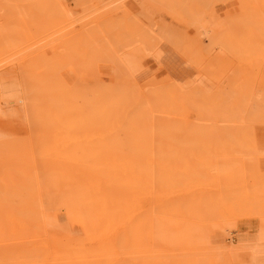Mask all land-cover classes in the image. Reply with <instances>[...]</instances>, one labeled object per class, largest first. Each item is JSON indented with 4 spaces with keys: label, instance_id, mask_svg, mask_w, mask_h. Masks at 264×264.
<instances>
[{
    "label": "rangeland",
    "instance_id": "1",
    "mask_svg": "<svg viewBox=\"0 0 264 264\" xmlns=\"http://www.w3.org/2000/svg\"><path fill=\"white\" fill-rule=\"evenodd\" d=\"M0 1V70L4 76H9L0 83L4 89L0 91V139L6 138L8 142L1 139V153L7 150L4 144L10 146H7L9 154L4 152L7 157L0 153L1 206L3 203L11 206L14 199L11 194L18 192L13 186L27 178L24 169L12 164L14 150L21 145L20 151L24 153L23 145H28L26 141L32 134L29 133L31 128L25 110L27 99H24L22 91L28 69L25 63L30 58L26 52L34 43H40V47H59L56 39L49 38L53 33L50 31L63 26L72 34L74 32L76 38L72 42L77 41L76 49L82 50H79L80 56L82 54L80 60H76V63L80 61L79 74L74 66L64 63V78L75 82L76 77V81L79 78L84 84V80L89 79L86 77L88 71L81 69L94 64L97 75L93 72V76L100 77L105 84H110L112 78L116 82L123 79L118 89L122 87L125 93L130 94L126 105L128 111L135 105L132 96L136 93L142 111L151 116L149 129L153 130V123L163 126L158 129V135L162 136H156L153 144L149 145L152 147L151 156L142 158L145 166L154 168L159 176L165 175L162 161L170 154L176 155L175 162L169 161L170 157L165 161L172 167L167 175L173 185L157 183L151 188L144 185L132 199V204L138 205L137 210L128 209L130 228L137 226L139 217L143 216L154 223L156 235L146 238L141 246L128 244L123 250L117 249L120 250L115 256L118 261L122 260L123 264H264V172L259 167L264 149L258 145L255 134L257 126H264V0H82L81 3L62 0L67 3L64 7L69 14L66 13L65 21L54 28L45 26L48 25V17L43 20L39 16L41 22L38 15L32 14L34 22H28L25 2L15 5ZM93 25L97 27L92 29ZM41 32L47 38L41 36ZM34 34L40 36L35 38ZM118 39L120 42L116 43ZM121 41L127 44L122 45ZM73 44L70 46L75 49ZM84 46L88 47L87 50ZM112 48L122 55L128 80L116 70L110 57L97 64L93 62L99 50L108 55ZM22 56H27L26 62ZM6 62L12 68L4 66ZM9 85L12 86L9 88ZM11 88L17 95L13 97V93L10 98L6 93ZM172 90L174 93L171 95ZM24 101L26 107L20 104ZM168 101L172 107L166 105ZM24 135H28L23 138L26 141L22 139ZM171 135L174 138H170ZM180 141L186 147L179 144ZM127 168L131 177L137 176L131 165L128 164ZM186 169L190 170L189 173ZM5 174L12 179L16 175L14 180L18 183ZM6 184L9 188L5 189ZM18 187L15 188L21 190V194L26 192V185ZM206 213L212 214L209 217ZM63 220H51L54 237L67 233L68 227L64 226ZM64 251L68 252L69 248H64Z\"/></svg>",
    "mask_w": 264,
    "mask_h": 264
},
{
    "label": "bare ground",
    "instance_id": "2",
    "mask_svg": "<svg viewBox=\"0 0 264 264\" xmlns=\"http://www.w3.org/2000/svg\"><path fill=\"white\" fill-rule=\"evenodd\" d=\"M78 1H80V3L82 2V0ZM3 2H9L15 5L18 3L20 5V3L25 2L28 7L27 9L24 7L26 14H29L27 15L28 22H34L32 21L34 19L32 14L33 16L35 14L38 15V17H42L43 20H45V17H48V19H46L48 25H45L48 28L50 26L54 28L62 24V22L65 21L64 17L67 15L66 13L69 14L64 5L67 3H64L62 0H6ZM121 6L122 5H120V7ZM111 8L113 9V6ZM24 12L23 10V13ZM105 19L107 20V17ZM35 20L37 21V18ZM70 22L72 21L70 20ZM73 24H75V22ZM91 27L92 26L89 28ZM96 27L97 25L95 27L93 25L92 29ZM86 29H88V27ZM41 30L42 29H40V31ZM53 30H48V33L49 31L53 32L52 37L49 38L56 39L55 41L56 43L58 42L57 44L59 47L51 45V43L54 42L53 40L49 46H52L51 48L44 47V45L40 47V43H34L31 45V50H29V48V51L26 49L28 52L24 50L28 53V55L26 54L28 58H30L27 60V56H22V58H26L25 62L27 60V64L25 63V65H28L26 71L27 75L24 78L25 81H22L25 85L22 86L24 89H22V91L24 95L26 94L27 96L23 95V97H25V100L27 99V103L24 101L20 104L27 106H25V110L27 112L28 125L29 128H31L29 129V133L31 132L32 134L30 135V139L28 138L29 141L23 139L24 137L27 138L29 133L22 137L23 141L25 140L28 142V145L26 146L27 143H25L24 146L21 141L24 147L22 148L25 150L24 153L20 151L21 145L17 146L19 138L17 139V144L15 146L19 147V149L17 148V150H14L13 156H15V159L12 164H14L16 168L24 169L27 174L26 180H21L20 184H18V186L26 185V192L21 194V190L19 191V189L23 190V188H19L16 185L15 187H18V189L13 186L12 181H14V183L17 182L14 180L15 177H17L16 175L15 177L13 176L14 178L12 179L6 175L7 173L5 174L12 180L10 182L7 178L10 182L9 184H12L11 186H13L14 190L16 189L15 192L18 191L20 193L11 194L12 199L14 197L13 201L11 199V206L7 207V205L3 203L2 208L0 203V264H123L122 260L119 259L118 261L115 257L120 250L126 248L128 244L134 247L141 246L146 238H152L156 235L154 223L140 215L139 224L132 228L129 227L127 219L128 209L131 210L138 207V205L132 204V199L136 193L141 191L144 185H147L149 188L154 187L157 183L172 186L173 184L168 177L172 171V167L166 165L165 161L170 157L171 159L168 158L169 161L172 163L173 161L175 162L176 155L170 154L165 158V161H162L164 162L163 170L165 175L159 176L154 168L145 166L143 159L151 156L150 148L152 147H149V145L153 144L152 142L156 136L161 135H158V129L163 126L153 123V130L149 129V124L152 122L151 116L142 111V104L136 93L132 96L135 105L132 106L131 111H128L129 107L127 108L126 105L129 103L130 94L128 95L125 93L122 87H120L121 90L118 89V84L123 79H119L120 81L117 80L116 82V79L114 78V80L112 78L111 82L114 81V83L110 82V84H105L100 77L95 78L93 76L96 73L94 64H89V66L83 69H81V67H83V64H81V71H88L86 77H89V79L84 80V84L79 78L76 81V77L75 82L66 80L62 75V71L66 67L64 63H68L71 67L74 66L78 71L75 72L79 74L78 67L80 66V61L76 63V60H80L82 56V54L80 56L79 52L81 49H76L78 44L77 41H74L76 45L75 49L73 46H70L73 44L72 41L76 38V36L73 35L74 32L73 34L69 32L70 29L68 31L67 27L62 26ZM40 31H37V33H40ZM42 33L43 32H41L40 35L44 36ZM45 33L47 32L45 31ZM40 35L37 34V36H35L34 34L35 38H38ZM89 35L88 38L91 37ZM95 36L97 35L95 34ZM50 39L48 41H50ZM89 40L91 41V39ZM129 40H131V37ZM113 42L110 43L112 44ZM117 42H120L119 39L116 43ZM124 42L121 44H127L126 41ZM85 43L84 41V44ZM144 43L142 45H144ZM90 45L92 46V43ZM152 45L153 44L150 46ZM80 48H82V46ZM84 48L86 47L84 46ZM87 48L85 50H87ZM62 49L65 50V53H63L64 51ZM100 51L101 50H99V53L97 52L98 55L94 56V63L97 64V62L106 60L110 57L109 60H111L113 64L115 63L116 70L122 73V76L124 75L123 77L126 79L129 77L122 55L115 52L114 49L113 51L110 49V54L108 55ZM90 59H92V57H90ZM86 60H88V58H86ZM89 61L91 60H88V62ZM87 64L86 61V65ZM1 65L2 63L0 66ZM6 65L10 66L7 62L4 66ZM68 72L70 75H73L71 71L68 70ZM4 74L5 73L2 71L0 72V83L9 77L4 76ZM96 75L97 73L95 76ZM12 77L14 76H11V78ZM121 84L122 82L120 86H122ZM10 86L12 85H9V88ZM123 86L125 85L123 84ZM22 87H20V89ZM2 89L0 85V91ZM14 92V89H8L6 93L7 97L11 98ZM170 92L171 95L174 93L173 90ZM16 95L17 94L14 93L13 97ZM137 102L138 104H136ZM23 103H25V105ZM166 105L172 107L170 101H168ZM211 132L213 131L211 130ZM168 133L170 132L168 131ZM165 135L166 134H163V137L168 138V135ZM169 137L171 138L173 136L171 135ZM5 139L2 140L7 142ZM183 139L185 138L183 137L182 141ZM170 140L172 141L173 139ZM8 141H10V139ZM176 144L177 143L174 145ZM179 144H182L181 141ZM5 146L4 144L3 147L7 150H4V152H8L10 146L8 144V148L7 146L5 148ZM177 146L179 147L178 144ZM182 146L186 147L184 144H182ZM2 149L3 148H1V150ZM15 151L16 153L20 152L19 154H23L21 156L19 154L17 155ZM1 152L2 151H0V153ZM4 152L1 153V155L4 154ZM5 156L7 157V155ZM8 157H10V155H8ZM177 160L180 161L178 157ZM180 162L182 163V161ZM128 164L136 171V177H131V175H129L127 168ZM21 171L20 169V172ZM8 173L12 176L9 171ZM13 174H15L14 171ZM21 175H24V172ZM24 178L23 176V179ZM18 181H20V179ZM9 184H6L7 186L5 185L4 188L6 189ZM10 190H12V188ZM14 190L11 192H14ZM261 197L263 196H260V198ZM0 198H2V196H0ZM7 199L10 201V198ZM1 201L2 200H0V202ZM5 201L6 200H4V202ZM6 203L8 204V202ZM4 207L7 208L5 209ZM256 210H258V208ZM213 212H215V210ZM207 214L208 213H206V215ZM210 214L212 213H209L207 216L210 217ZM205 217H203V219ZM52 219H65L63 221L64 226L68 227L67 233L61 237H54L51 229ZM64 248H69V251L65 252ZM217 248L219 247H216V249Z\"/></svg>",
    "mask_w": 264,
    "mask_h": 264
},
{
    "label": "crops",
    "instance_id": "3",
    "mask_svg": "<svg viewBox=\"0 0 264 264\" xmlns=\"http://www.w3.org/2000/svg\"><path fill=\"white\" fill-rule=\"evenodd\" d=\"M258 145L261 149H264V126H257L255 130ZM259 167L264 172V158L259 160Z\"/></svg>",
    "mask_w": 264,
    "mask_h": 264
}]
</instances>
